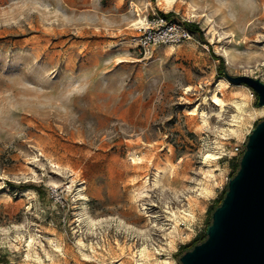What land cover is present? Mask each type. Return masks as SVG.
<instances>
[{
	"label": "rangeland",
	"instance_id": "1",
	"mask_svg": "<svg viewBox=\"0 0 264 264\" xmlns=\"http://www.w3.org/2000/svg\"><path fill=\"white\" fill-rule=\"evenodd\" d=\"M161 4L0 0V264H182L207 238L264 119L226 75L264 82V0ZM154 12L191 38L144 51Z\"/></svg>",
	"mask_w": 264,
	"mask_h": 264
},
{
	"label": "water",
	"instance_id": "2",
	"mask_svg": "<svg viewBox=\"0 0 264 264\" xmlns=\"http://www.w3.org/2000/svg\"><path fill=\"white\" fill-rule=\"evenodd\" d=\"M245 83L264 106V82L250 75L231 76ZM207 238L186 251L182 264H264V119L248 135L240 168L212 213Z\"/></svg>",
	"mask_w": 264,
	"mask_h": 264
},
{
	"label": "built area",
	"instance_id": "3",
	"mask_svg": "<svg viewBox=\"0 0 264 264\" xmlns=\"http://www.w3.org/2000/svg\"><path fill=\"white\" fill-rule=\"evenodd\" d=\"M143 22L144 24L140 27L143 33L139 40V46L144 51L149 50L153 45L179 43L191 38L192 35L184 20L172 21L166 14L154 12L152 16L145 15ZM236 151L244 152L242 148Z\"/></svg>",
	"mask_w": 264,
	"mask_h": 264
},
{
	"label": "bare ground",
	"instance_id": "4",
	"mask_svg": "<svg viewBox=\"0 0 264 264\" xmlns=\"http://www.w3.org/2000/svg\"><path fill=\"white\" fill-rule=\"evenodd\" d=\"M177 0H158V2H160V3H162L163 5H165L166 7H168V8H170V7H172L173 6V2H176ZM161 4V5H162ZM189 6H192L193 7V9L196 11L197 10V8L196 7H194L193 6V4L191 3V2H189ZM200 12H198V13H194V14H196V15H198ZM209 17V16H208ZM137 24H143V18H142V16H140L137 20H135V22H133L132 23V25H137ZM139 41H137V40H135L134 41V43L135 44H138L139 45V43H138ZM224 83H226V81L224 80V79H221L220 81H219V83L215 86V88H214V92H216V91H221V90H223V88H224ZM234 86V85H233ZM247 89H249V88H247ZM239 90V89H238ZM236 92V91H235ZM238 92V91H237ZM250 94H249V92L247 91V90H243L242 91V100H243V103L242 102H240L239 101V99H232L233 101H234V103L236 104V106L239 108V109H242L243 108V104H244V101L246 100V98L249 96ZM213 97L215 98V100H217V101H219V103H220V109L221 110H223L224 108H225V101L224 100H221V99H219L218 97H217V95L214 93V95H213ZM236 97V96H235ZM207 113V112H206ZM206 116V115H205ZM204 116V117H205ZM211 116V115H210ZM211 117H209V119H210ZM230 130L233 132V133H238L239 132V130H240V122L239 121H237V123L234 125V126H230ZM238 135H239V133H238ZM212 155H213V157L214 158H216V157H218V153L216 152V151H213L212 152ZM135 159H137V161L139 160V159H141V157H138V156H135ZM210 173L211 174H214L212 171H210ZM156 181V180H155ZM210 188V187H209ZM87 219V218H86ZM82 220H83V218H82ZM89 221H90V219H89ZM91 222H92V224H96V221L92 218L91 219ZM95 229V228H94ZM176 239V238H175ZM29 244V243H28ZM167 245V244H166ZM58 249V248H57ZM158 252V251H157ZM140 256H141V258L139 259V260H136L137 261V264H145L144 263V260H146V259H149L151 256H152V252L151 251H149L147 248H143L142 250H141V252H140ZM43 260V259H42Z\"/></svg>",
	"mask_w": 264,
	"mask_h": 264
},
{
	"label": "trees",
	"instance_id": "5",
	"mask_svg": "<svg viewBox=\"0 0 264 264\" xmlns=\"http://www.w3.org/2000/svg\"><path fill=\"white\" fill-rule=\"evenodd\" d=\"M240 165H238V167H239ZM211 222H212V220H211ZM207 237V236H206Z\"/></svg>",
	"mask_w": 264,
	"mask_h": 264
}]
</instances>
